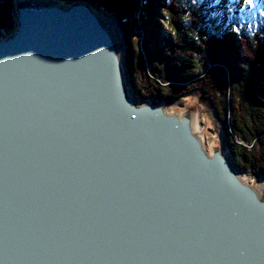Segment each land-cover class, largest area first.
<instances>
[{
	"label": "water",
	"instance_id": "95a60500",
	"mask_svg": "<svg viewBox=\"0 0 264 264\" xmlns=\"http://www.w3.org/2000/svg\"><path fill=\"white\" fill-rule=\"evenodd\" d=\"M0 37V264H264V197L190 108L139 101L86 1Z\"/></svg>",
	"mask_w": 264,
	"mask_h": 264
},
{
	"label": "trees",
	"instance_id": "16d2710c",
	"mask_svg": "<svg viewBox=\"0 0 264 264\" xmlns=\"http://www.w3.org/2000/svg\"><path fill=\"white\" fill-rule=\"evenodd\" d=\"M82 1L112 14L121 26L132 24L148 33L134 64L137 81L143 85L135 90L137 95L144 92L153 99L171 100L198 93L215 110L236 165L264 173V98L257 95L254 86L259 84L264 90V16L256 4L238 11V0H227L230 9L219 16L218 4L223 0H213L203 11L194 9L189 23L196 27L197 40L184 35L186 25L172 20V14L190 11L188 6H178L176 0ZM153 1L164 8L172 23V30L159 38L158 24L149 26L144 16ZM0 2V30L11 34L14 25L3 12L11 11L12 5L9 0ZM246 23L254 24L246 29ZM154 35L156 40H152ZM242 66L262 75V81L257 76L248 79ZM234 136L249 147L236 142Z\"/></svg>",
	"mask_w": 264,
	"mask_h": 264
},
{
	"label": "rangeland",
	"instance_id": "374dc122",
	"mask_svg": "<svg viewBox=\"0 0 264 264\" xmlns=\"http://www.w3.org/2000/svg\"><path fill=\"white\" fill-rule=\"evenodd\" d=\"M9 1L10 4L12 5V9L11 11L8 12L7 10H5V12H3V15L9 16V21L13 23L14 29L16 27L15 4L19 1H27V2L33 1L34 3H50V4H58L61 6H68L71 3L70 0H9ZM212 1L213 0H176L178 6L190 7L189 12L172 14V18H173L172 20L175 23H181L186 25V29L183 30V33L186 37H189L191 39L196 38L198 40L196 27L190 26L192 24L189 23V21L194 17L193 14L194 9L197 11H203L205 8L208 9L209 5H212ZM226 1L227 0H223L222 3L218 4V11H219V12L217 11L218 16L221 15L222 13L224 14L228 13L230 7L227 5ZM253 4L257 5L258 11H260L264 16V0H251V3H249L248 0H238L235 4V7L238 11H247ZM93 8L95 9L100 19L109 28L113 36V39L119 49L120 57L124 64L125 76L131 90L134 93L136 89L141 90V88H143V85L141 81H137L134 70V64L138 59V53H141L142 51L141 46L143 45V40L146 39L148 33L144 32L143 28L134 27L132 24L129 26L127 25V27L126 25L121 26L118 24V22L116 21V19L112 14H108L102 8H95V7ZM137 16L138 15L136 14L135 17ZM144 16L148 21L149 26L153 25L154 23L158 24L159 26V32H158L159 34L157 35L158 38L159 36H163L164 32L166 30H169V28L172 30V23L170 22L171 18L169 14L166 13L164 8H162V6H160L158 3L153 1L150 12L144 14ZM224 16H225L224 18L226 19V15ZM251 25L246 23L245 26L246 29H249ZM9 34L10 33L5 32V30L3 29L0 30L1 38H5ZM155 38L157 37L154 35L152 40H156ZM148 65L149 64L145 65L146 72ZM245 69H246L245 76L248 79H251L253 77L255 79L256 78L255 76H257V78L259 77L258 79L262 81L263 78L262 75H255L253 72L249 71V69L247 68ZM251 75L253 76L250 77ZM263 84L264 83L261 82V85ZM254 86L257 89L256 90L257 95L259 97L264 98V92H263L264 90H260L261 87L259 86V84H257V86L256 85ZM135 95L139 101L157 100L159 102H162L164 106L169 110L190 108L192 110L193 116L195 117V121H196V133L202 139L206 149L210 150L212 147L215 146L223 148V146H225L224 147L225 149L224 148L223 149L230 154L229 149L227 148V143L224 139L226 136L224 128L222 127V124L220 123V120L217 117L215 110L212 108L210 103H208L205 99H202L198 93L193 92L171 100L162 97L153 99L151 96H146L144 92L142 95H137L136 93ZM234 139L236 140V142L248 146L247 143H244L235 136ZM238 168L240 175L246 180H248L252 185H254L257 188V190L260 192V194L264 197V173L260 171L256 172L254 169H250V168H242L239 166Z\"/></svg>",
	"mask_w": 264,
	"mask_h": 264
},
{
	"label": "bare ground",
	"instance_id": "6f19581e",
	"mask_svg": "<svg viewBox=\"0 0 264 264\" xmlns=\"http://www.w3.org/2000/svg\"><path fill=\"white\" fill-rule=\"evenodd\" d=\"M33 2V1H32ZM34 3V2H33ZM192 129L196 131V121H195V117L193 116L192 118ZM223 149V148H222ZM233 158V157H232ZM235 161V160H234Z\"/></svg>",
	"mask_w": 264,
	"mask_h": 264
},
{
	"label": "snow or ice",
	"instance_id": "6c2138e0",
	"mask_svg": "<svg viewBox=\"0 0 264 264\" xmlns=\"http://www.w3.org/2000/svg\"><path fill=\"white\" fill-rule=\"evenodd\" d=\"M249 3H251V0H248Z\"/></svg>",
	"mask_w": 264,
	"mask_h": 264
}]
</instances>
